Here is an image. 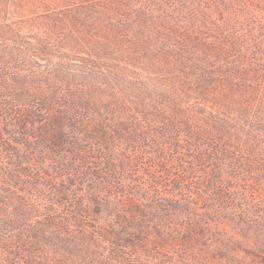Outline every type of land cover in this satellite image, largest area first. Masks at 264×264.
<instances>
[{
  "label": "trees",
  "instance_id": "trees-1",
  "mask_svg": "<svg viewBox=\"0 0 264 264\" xmlns=\"http://www.w3.org/2000/svg\"><path fill=\"white\" fill-rule=\"evenodd\" d=\"M230 226L264 235V0H0V264H264Z\"/></svg>",
  "mask_w": 264,
  "mask_h": 264
},
{
  "label": "rangeland",
  "instance_id": "rangeland-1",
  "mask_svg": "<svg viewBox=\"0 0 264 264\" xmlns=\"http://www.w3.org/2000/svg\"><path fill=\"white\" fill-rule=\"evenodd\" d=\"M208 202H210V200H208ZM224 234L229 240L235 241L240 248H245L246 250H250L249 248H252V250H264V235H260L255 228L248 230V227H245L240 231H236L235 226H230L227 227ZM243 254H245V251ZM237 263L238 262H236V264Z\"/></svg>",
  "mask_w": 264,
  "mask_h": 264
}]
</instances>
